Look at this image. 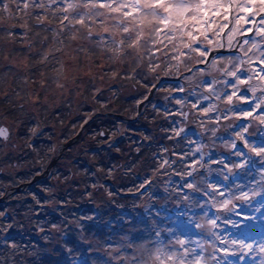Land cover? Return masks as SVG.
<instances>
[{"label": "rangeland", "instance_id": "374dc122", "mask_svg": "<svg viewBox=\"0 0 264 264\" xmlns=\"http://www.w3.org/2000/svg\"><path fill=\"white\" fill-rule=\"evenodd\" d=\"M46 2L48 3L49 0H0V24L4 23L6 28L12 24V19L8 20V17L12 16L13 11L16 18H24V14L30 11L31 20L35 23L34 18L39 17L43 9L38 5L44 4L47 8ZM74 3L76 0H56L54 4L51 3V9ZM139 3L140 0H137V5ZM5 6L11 9L10 13L3 10ZM124 7L130 8L128 15L141 13L139 6L124 5ZM155 8L159 10L157 17L151 11ZM82 11L83 8L78 7V10L71 15L77 17ZM148 12L154 18L152 23L147 16ZM61 15L64 13H58L57 17ZM138 19L139 23L149 27L154 24L159 25L158 30L162 37L165 32L169 36L176 37L179 41L177 47L183 45V51H187L188 48L185 40L196 44L201 39L210 50L223 51L220 53V59H215L214 55V63L199 66L191 81L183 78H166L164 84L162 80L159 82L158 87L161 89L170 86L177 90L168 100L162 99L167 95L166 92H156V98L148 104L149 108H154L158 112L169 113L173 122L165 133H159L154 138L147 133L140 136L135 131L132 134L129 130H125L120 122L107 127L108 134L106 136L104 134L102 146H112L120 137L130 142V144L126 143V156L130 160L128 162L134 161L130 165L136 170L131 169L129 173L132 174L133 180L150 178L151 183L139 200L129 198V201L133 202L130 204L132 209L128 208L130 205L126 209L117 208L118 223L115 222L117 226L112 224L107 229L103 224L101 228L99 227L98 231L103 239V245L100 243L97 245V248H100L96 253L99 262L108 264L102 254L105 255L103 251L111 249L114 255L117 251L129 252V255L114 256L117 260L110 264H137L133 258L137 256H143L147 260H151L154 256L157 264H161L162 258H166L168 254H172L169 264H264V0H144V11ZM54 30V28L50 30L53 35ZM4 32L10 33L6 30ZM12 33L16 38L22 35L23 23L15 24ZM65 34L68 35L69 30L66 29L62 33V38ZM92 40L95 41L96 38L93 37ZM7 43L11 47L8 48ZM167 43V39H164L157 47H163ZM0 46L3 47L2 49L0 47V90L9 88V83L12 81L20 83V75L27 69L26 72L30 74L26 75L24 80L28 79L29 84H35L36 87L25 89L27 98L25 107L30 109L31 113H38L44 98L48 100L44 105L51 108L54 107V103H60L63 97L55 94L58 90L53 81L57 77L52 71L49 72L50 78H48L45 75L47 71H33V74L28 70V67L38 65L32 62V57L36 54L32 51L39 46V43H32L29 54L22 50L23 44L16 42L0 39ZM95 49L99 53L96 46ZM46 50L48 49L43 48L38 51L40 59ZM164 51H168V48H164ZM177 54L175 50L169 52L170 57ZM194 54L200 55L199 52ZM11 58L14 66L22 68L17 69L16 72L12 68L3 71L9 64L7 60ZM51 58L49 64L56 66V55L52 54ZM161 59L166 58L161 57ZM207 59L206 55L202 57V61ZM95 62L99 61L95 60ZM108 70L111 71L104 69V71ZM117 77L121 80L120 76ZM115 80L118 78H106L110 84ZM40 81L43 82V86ZM87 81L90 82V95L93 99L102 91H93L97 88V82L105 85V81ZM87 81L77 80V83L83 84L84 87ZM124 81H128V89L125 93H130L135 80ZM39 87L41 88L38 89ZM147 91L143 88L142 92ZM37 93L41 95L39 96L41 102L33 103L29 97ZM233 93H236V96L230 102H226L225 98ZM11 94H8L4 100L15 99V105L21 104V98H12ZM130 101L131 104L133 102L132 113L138 115L141 106H137L136 99ZM97 105L106 106L103 102ZM95 111L90 108L88 115L83 118L75 117L79 121L78 130L83 125V121ZM2 113L0 106V123L4 119ZM184 113H187V117ZM158 116L159 114L156 117ZM63 120L71 121L73 116L68 112ZM44 123L45 126L52 127L49 128L51 135L53 134L50 136L52 141L58 137L57 133L61 132L63 138L69 136V132L73 129V127L64 129L66 131L64 134L62 129L64 124L55 126L54 122L44 121ZM167 123L168 121L165 122L166 125ZM181 127L185 130L176 137L175 133L179 132ZM12 131L13 129L10 128L9 145L17 143V139L12 137ZM99 131L95 129L93 133ZM169 140L183 145L184 150L179 158L175 156L173 144H169ZM156 142L159 144V149L157 145L154 146L153 154H157L158 163L146 178L145 173H137V169H141V163H144L145 159L141 155L134 159L133 156L131 157V152L135 151L134 149L144 152L143 148L147 144ZM233 142L235 147L230 148ZM48 145L46 141L43 143L45 148ZM18 148L16 149L19 151ZM184 157L185 161H182ZM176 158L182 161L179 169L174 165ZM120 159L123 163L119 165L122 171L126 172L129 165L123 157ZM117 162L118 160H113L112 165H109L108 175L114 172ZM228 168H232L231 174L227 171ZM137 180L132 185L137 184ZM114 187L111 182L102 188L107 190L111 199L114 195L110 193L118 192L124 197L131 196L135 191L134 188L128 192H123L121 189L115 191ZM15 196L22 199L24 192ZM137 203L140 208L135 207ZM148 205L151 207L149 208ZM15 206L23 218L27 217L21 206L19 208L17 204ZM143 209H147V212L145 213ZM137 212L139 215H136ZM91 215L95 217L94 212ZM129 216L133 217L134 229L127 227L125 218ZM153 220L155 223H151ZM75 226L79 227L78 222ZM12 230L11 234L4 233L10 248L15 247L16 243L9 241V235L21 233H17L21 231L20 228ZM76 231L79 232V229ZM157 231L161 233L160 237H155L154 233ZM132 232L135 234L129 241L125 233ZM112 234H116V238L119 235L118 239L111 240ZM138 240L141 243L135 244L134 250L128 247L130 242ZM149 253L152 256H149ZM2 254H5V264H10L7 259L11 251L4 253L2 249L0 257ZM76 259L72 264H75ZM78 263L91 264L85 261L83 255L78 256Z\"/></svg>", "mask_w": 264, "mask_h": 264}, {"label": "trees", "instance_id": "16d2710c", "mask_svg": "<svg viewBox=\"0 0 264 264\" xmlns=\"http://www.w3.org/2000/svg\"><path fill=\"white\" fill-rule=\"evenodd\" d=\"M100 102L105 103L106 106L97 105ZM123 106L124 101L122 96L118 95L116 88L102 90L101 95H96L93 99L90 95V108L96 111L90 116L92 119L86 125L85 133H82L83 135L73 145V147L75 145L78 147L77 170L75 172L72 169L67 174L64 172L65 168L68 170L71 168V152L68 150L67 157H63L61 164L58 160L52 165L49 176L32 184L31 188L33 189L45 183L39 188L36 197L31 196L28 216L23 218L21 213L18 214L21 229L19 231V233L21 232L19 234L20 240H17L16 246L11 248V258L15 264H72L75 258L77 259L74 263L79 264V255H83L85 261H89L91 264H101L99 256L96 255L100 249L97 248L98 243L103 245V239L98 231L99 227L101 228L103 224L107 229L112 224L117 226L115 223H118L116 220L117 206H123L126 209L127 206L133 203L129 201V196L121 197L118 192L111 199L107 190L102 188L112 182L115 185L113 189L118 191L133 184L137 179L133 180L132 174L128 171L123 172L119 165L121 162L123 163L120 159V157H123L129 165L127 170H136L130 165L134 161L128 162L130 160L126 156V143L130 144V142L120 137L112 146H102V140L105 138L100 136L99 133L103 132L106 136L108 134L107 127L120 122L125 130H129L132 134L135 131L138 135L141 132L138 127L140 121L142 120L140 124L142 127L148 124L146 119L126 120L134 114L124 112ZM119 115H124L126 118H121ZM89 126L90 140L87 138V128ZM95 129L100 131L94 134ZM143 132L141 136L146 133L152 135L153 138L158 136L153 132L144 130ZM168 142L171 145L173 144L174 148L172 149L176 153L175 156L179 158L184 150L183 145H179L176 143L177 141L172 142L169 140ZM156 145L158 148L159 144L156 142L151 145L147 144L143 148L144 152L136 149L131 152L132 158L136 159L141 155L145 159V161L143 160L144 163H141V166L144 165V167H141L140 170L137 169V173H145L146 178L158 163L157 154H153ZM48 157L44 162V167H46ZM177 158L174 165H176V169H179L180 163L185 161V157L181 162ZM113 160H118V162L113 172L114 175L110 177L108 175L109 165H112ZM59 171L61 177L57 178ZM75 175L77 180L74 184ZM56 178L58 182L62 183V186L56 184ZM101 186L103 187L101 188ZM128 208L132 209V206L130 205ZM92 212H94L93 216L95 217H92ZM76 222H78L79 227L75 226ZM118 226L120 227V224ZM76 229H79V232ZM115 235L112 234L110 239H118L119 235H117V238ZM108 243L110 245V242ZM103 253L105 255L102 254V256H105L108 264L117 260V257L114 256L129 255V252L119 251L114 255L111 249L103 251Z\"/></svg>", "mask_w": 264, "mask_h": 264}, {"label": "clouds", "instance_id": "9594fccd", "mask_svg": "<svg viewBox=\"0 0 264 264\" xmlns=\"http://www.w3.org/2000/svg\"><path fill=\"white\" fill-rule=\"evenodd\" d=\"M49 2L54 4L56 0H49ZM124 5L139 6L141 13L128 15L127 13L130 12V8L124 7ZM38 7L44 9L45 15L35 17V22L37 24L54 25L55 30H58V32L54 30V35L59 40V45H53L51 50H46L39 62L44 63L48 61L49 55L53 53L62 54L57 61L58 67L51 71L57 77L53 81L58 90L55 94L63 97L65 107H71L74 102H78L81 92L77 91V89L82 91L83 84H78L77 80L97 82L106 81V78L115 79L117 76H120L123 80H131L134 74L136 76V83L148 90L142 94V97H149L155 95L156 92L163 91L167 95H164L162 99L168 100L177 90L172 89L170 86L163 89L158 87L162 79L183 78V80L191 81L196 75V71L199 70L201 62L212 64L214 63V55L215 59H220V53L223 51L218 50L214 54L207 47L203 39L198 40L196 44L185 40L188 48L187 51H183V45H180L179 48L177 47L179 41L176 37L169 36L167 32L164 33L163 37L161 36L158 30L159 25L154 24L149 27L146 24L139 23L138 17L144 11V0H140L139 5H137V0H103V3H101V0H76L74 4L51 9V16L54 17L58 13H64V15L58 16L56 19L50 18L48 15L49 8H45L44 4H40ZM78 7H82L83 11L79 16L73 17L71 13L77 11ZM3 10L8 13L11 12V9L7 6ZM151 11L159 13L158 9ZM24 26L27 27V21H25ZM66 29L69 30V34L64 39H60L59 33H64ZM93 37L96 38L95 41L92 40ZM164 39H167L168 43L158 48L157 45L162 44ZM65 40L69 43L66 44ZM80 41H86L98 48L99 55L95 56V60L99 61L98 63L94 62L93 54L88 51L87 47L80 48ZM72 42H77L75 47H73ZM78 48H80L79 52L77 51ZM164 48H168V51H164ZM174 50L178 54L170 57L169 52ZM81 52L83 55L80 54ZM196 52H199L200 55H195L194 53ZM205 55L208 59L207 61H202V57ZM161 57H165L166 59H161ZM126 64L131 67V71L127 75H122ZM104 69H111V71H104ZM221 74L223 75V70H221ZM39 83L43 86L42 81ZM104 86V84H100L93 91L99 92ZM207 90L206 88L205 91ZM235 96L236 93H233L226 97L225 101L230 102ZM29 99L33 103L41 102L38 93L37 95L30 96ZM42 102L47 103V98H44ZM84 114L88 115V110ZM184 115L187 117V113H184ZM83 123H88V121L85 120ZM184 130L181 127L179 132L175 133V136L178 137ZM28 131L32 136H36L42 132V129H40L39 125H32ZM99 135L104 136V133L100 132ZM6 138L4 137V139ZM229 147L234 148L235 142ZM55 148L56 145L54 144L50 146L51 151H55ZM127 171L131 172V169ZM227 171L231 174L233 170L232 168H228ZM113 175L114 173H109L110 177ZM150 183V178L147 180H137V184L125 186L121 191L128 192L134 188L135 191L132 192L129 198L139 200ZM114 194L110 193V195ZM89 195L91 194L89 193ZM117 207L123 208V206ZM135 207L140 208L141 206L137 203ZM148 207L150 208L151 205H148ZM143 211L146 213L147 209H143ZM3 215L4 213H0V216ZM136 215H139V212ZM89 218L91 219V217ZM125 220L127 221L128 228H135L132 216L126 217ZM121 223H124V221H121ZM151 223H155V221L153 220ZM7 227L11 228L12 225L9 224ZM134 234V232L125 233V235H128L129 241H131V236ZM154 235L155 237H160L161 233L157 231ZM139 243H141L139 240L130 242L128 247L134 249L135 244ZM171 255L168 254L166 258H162L161 264H169ZM149 256H152V254L149 253ZM133 258L137 261V264H157L154 256H152L151 260H147L143 256Z\"/></svg>", "mask_w": 264, "mask_h": 264}, {"label": "flooded vegetation", "instance_id": "af4514ba", "mask_svg": "<svg viewBox=\"0 0 264 264\" xmlns=\"http://www.w3.org/2000/svg\"><path fill=\"white\" fill-rule=\"evenodd\" d=\"M46 4H47V8H49L50 10L52 4L50 2L48 3L46 2ZM152 12L155 13L157 17V13L154 11ZM31 15L32 13H30L29 11L24 14V18L22 17L16 18L15 12L13 11L12 16L8 17V20L12 19L11 20L12 24H10L7 28L4 23L0 24V39H5L8 42H16L18 44H23L22 50L23 51L25 50L27 54H29L30 47L33 42L39 43V46L33 49L32 51V53L34 52L36 53L35 57L34 56L32 57V62H35L38 65L28 67V70H31V73L33 74H34L33 71L35 72L47 71L45 75L48 78H50L49 72L52 69L57 68L58 63L56 66L49 64L50 60L52 59L51 58L52 55H49L50 59H48V61H45L44 63H40L39 61L41 59L38 57V51L43 48L51 50L53 45L56 46L59 45V40L56 38L55 35L50 33V30L52 28L55 29L54 25L46 24V26L45 25L42 26V24H37L36 22L34 23L31 20ZM41 15H45L44 9H42V13L39 14V16ZM48 15L52 19L57 18V16L55 17L51 16V11L48 12ZM147 16L149 17L152 23V21H154L153 16L149 12L147 13ZM3 21L6 22L5 19H3ZM25 21H27V27L24 26ZM17 23L20 25H22L23 23L24 33L16 38V36L12 33V31L15 24ZM4 30L9 31L10 33H5ZM26 33L27 35H25ZM65 36L67 35L65 34ZM59 37L60 39H64V37L62 38V33L61 34L59 33ZM64 42L69 43L67 40H65ZM76 43L77 42H72L73 47L76 46ZM79 45L81 46V48L87 47L88 51L93 54V57L99 55L98 51L95 49V45L90 44L86 41H80ZM0 47L1 49L3 48L2 46ZM9 47H11L10 44H8V48ZM77 51L79 52L80 49L78 48ZM53 54L56 55V61H58V58L62 55L61 53H53ZM80 54L83 55L82 52ZM7 61L9 64L3 71H8L9 68H12V70L16 72L17 69L22 68V67L14 66L15 64L13 58L8 59ZM26 71L27 69L22 71V74L20 75V80L22 81V83L21 81L20 83L16 81H12L9 83L10 85L9 88L0 90V106H1V111L3 112L2 114H4L3 116L4 119L0 123V130L2 128H5L6 130L5 136L3 137L0 136V213H4L3 216H0V251L3 249L4 253H6L7 251H11V248L9 247L7 240H5L4 238L5 236L4 233L11 234V231H13L12 229L20 228L19 227L20 221L18 219L19 212H17V208L15 205L17 204L18 208L19 206H21L25 210L28 216L30 210L31 196L36 197L39 188L45 183H42L41 185L33 189L31 188L32 184L37 180L39 181L40 179L49 176L51 171L49 170L46 175L37 178L34 182H32L29 185H25V184L29 183L35 176L41 174L46 169L52 158H54V156H57L56 161L60 160V164H61L63 157H67L68 150H70L71 152V158H70L71 168L69 170L65 168L64 172L65 174L70 173L69 171H71L72 169L76 172L77 164H78L77 162L78 147L77 145L73 147L72 144L77 142L74 141L72 144H69L63 151H62V146L66 142H68L76 133H78V131L81 128H83L82 133L84 134L86 130V125L90 123V117H89L87 118L88 123H83V125H81L78 130V126H79L78 118L79 117L83 118L85 116L84 113L86 110H88V113L90 112V82L88 83L87 81L86 83H84V87L82 91L80 89H77V91L81 92V94L78 98V102H74L71 107H65L62 98L59 104L54 103L53 108L44 105V103L42 102L39 106V112L31 113V110L25 107L27 103L25 89H27V87L34 89L33 86H35V84L30 85L29 84L30 81L28 79L24 80V77L30 74V72H26ZM123 71H126V73L122 72V75L124 74L127 75L131 71V67L126 64L124 66ZM141 75L143 74L141 73ZM165 79L166 78L162 79V84L165 83ZM131 80H135V82L131 86L130 93H125V91L128 89L127 87L128 81H124L123 79L120 80L119 78L118 80L113 81L112 84H110L109 81H105V87L101 88V90H105V89L113 90V88H116V90L118 91V95H121L122 100L124 101L123 111L128 112V114H132L131 105L133 104V102L131 104L130 100H134V99L137 100V104H138L137 106L141 105L140 113L138 115H134L132 117L130 116L128 118L125 117V118L126 120L146 119L147 122L151 123V124L148 123L146 126L142 127L140 125L142 120L140 121V124L138 126L140 128L139 130L141 131L140 136L141 133H144L143 130L146 132L147 131L151 133L153 132V134L155 133L156 135L168 131L172 125L171 122H173L172 119L170 118L169 113L165 114L161 111L158 112V110L154 108H149L148 106L150 101L156 98L157 94L149 97H142L143 87H141L139 84L136 83L135 74L133 75V78ZM146 82L147 81H145V83ZM100 84H101L100 82H97V87H99ZM40 88L41 87H39L38 89ZM43 90L45 92V88H43ZM13 92H15V95H13ZM10 93H12L10 95L12 98H16V97L21 98V104L18 103L17 105H15L14 104L15 99L5 101L4 99ZM96 95H101V92H99ZM39 96L41 95L39 94ZM129 96L132 98L130 99ZM10 106H12V108ZM68 112L70 113V115L73 116V120L71 121L63 120V117ZM158 114L159 116L157 123L156 116ZM61 116L63 117L61 118ZM76 116L78 118L75 119ZM119 116L124 117V115H119ZM44 121L54 122L55 126H57L58 124H64V127H62L64 134L66 133L64 129H70L72 127L73 129L72 131L69 132V136L66 135L63 138L61 132L57 133L58 137L54 139L55 141H52L50 139V136H53V134L51 135V132L49 131V128L52 127L45 126ZM167 121L168 123L166 125L165 122ZM9 122H11V126H9ZM12 123L14 124L12 125ZM32 125H39L40 129H42V132L36 136H32V134H30L28 131L29 127ZM10 128L13 129L12 137L17 139V143H15L14 145L12 143L10 145L8 144L9 137L11 136ZM4 137L7 138L4 139ZM87 138L88 140H90V126L87 128ZM45 141L46 143H49V145L46 148L43 146V143H45ZM53 144L56 145L55 151L50 150V146ZM17 147H19L18 148L19 151L16 149ZM47 157L48 160L46 161V167H44L45 166L44 162ZM60 177H61V172L59 171L57 178ZM76 177L77 176L75 175L73 181L74 184L76 183L77 180L75 179ZM57 178L55 179L56 184L58 186H62V183L58 182ZM21 185H23V187L21 189H18V187ZM21 192H24V197L22 199L15 196ZM9 224L12 225L11 228L7 227ZM17 233H19V231ZM18 235L19 234L13 236L9 235L10 238L9 241H12V243L14 241V243H16L17 240H20V237ZM1 256L2 257H0V264H5L4 262L6 259L5 254H2ZM7 261H9L10 264H15L11 258V254L10 257L7 259Z\"/></svg>", "mask_w": 264, "mask_h": 264}, {"label": "water", "instance_id": "95a60500", "mask_svg": "<svg viewBox=\"0 0 264 264\" xmlns=\"http://www.w3.org/2000/svg\"><path fill=\"white\" fill-rule=\"evenodd\" d=\"M80 132H81V130H80ZM80 132L77 134V135H75L72 139H70L68 142H66L63 146H62V149H65L69 144H71L73 141H75L78 137H79V135H80ZM5 134H6V130H5V128H2L1 130H0V136H5ZM55 157V159H56V157L57 156H54ZM55 159L54 158H52V160L50 161V163H49V165L47 166V168L45 169V171L43 172V173H41L40 175H37V176H35L29 183H27V184H25V185H29V184H31L33 181H35L37 178H40V177H43L44 175H46L47 174V172H48V170L50 169V167H51V165L55 162ZM21 187H23V185H21ZM20 187V188H21ZM19 189V188H18Z\"/></svg>", "mask_w": 264, "mask_h": 264}]
</instances>
